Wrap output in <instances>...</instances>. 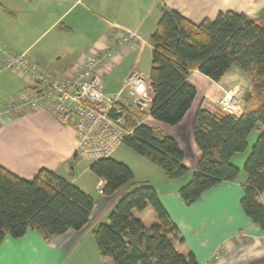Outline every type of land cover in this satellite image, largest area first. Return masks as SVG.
<instances>
[{
	"label": "crops",
	"instance_id": "1",
	"mask_svg": "<svg viewBox=\"0 0 264 264\" xmlns=\"http://www.w3.org/2000/svg\"><path fill=\"white\" fill-rule=\"evenodd\" d=\"M162 3L167 10H174L195 24L206 19L212 21L219 12H234L252 21L264 22V0H0V47L25 53L54 78L65 79L105 44L132 34L135 39L131 45L122 48L113 65L102 72L104 91L115 94L132 71L149 79L150 37L161 17ZM41 40L45 42L40 44ZM57 55L67 59L56 60ZM188 81L195 88L196 96L178 125L164 127L165 124L150 117L151 88L146 110L133 111V116L138 124L162 134L166 130V135L182 151L184 165L193 171L200 158L191 132L196 111L216 109L224 91L237 88L240 96L250 92L252 81L236 67H231L218 82L192 70ZM30 93L31 85L17 74L12 71L0 74V102ZM182 126L188 135L184 139ZM263 133L264 127L258 125L248 137L246 150L233 156L232 164L239 171L233 182L220 183L190 205L179 195V188L190 179L189 174L177 181H167L158 166L143 157H133L123 144L113 153H117V158H112L113 154L111 158L129 167L136 183L154 187L179 231L181 241L174 242L177 253L192 254L197 264H264V233L240 206L247 181L244 165L256 139ZM74 150L73 128L62 125L42 109L19 112L0 125L2 168L24 180L33 179L41 169L52 171L93 201L88 224L80 231H67L49 238L30 230L19 239L6 235L0 243V264H111L99 256L93 232L106 220L124 189L111 196L102 195L105 181L90 171L93 162L76 158ZM120 156L136 160L140 168L135 170ZM154 176L156 179L152 180ZM259 202L264 206V191L259 195ZM133 215L146 229L155 223L150 207Z\"/></svg>",
	"mask_w": 264,
	"mask_h": 264
},
{
	"label": "trees",
	"instance_id": "2",
	"mask_svg": "<svg viewBox=\"0 0 264 264\" xmlns=\"http://www.w3.org/2000/svg\"><path fill=\"white\" fill-rule=\"evenodd\" d=\"M150 44L149 115L156 122L176 126L183 119L196 96L188 81L192 70L218 82L236 67L252 81L251 91L240 96V116L225 114L218 106L196 111L191 132L200 158L193 171L184 165V155L173 138L145 124L136 126L133 136L123 141L133 153L158 166L167 181L189 174L179 195L190 205L211 188L236 179L239 171L232 164L233 156L246 150L248 137L258 125L264 127V22L219 12L214 20L195 24L162 3ZM90 171L105 181L102 195L124 189L93 232L101 258L111 264H197L192 254L182 256L175 251L174 242L181 241L179 231L152 185L136 183L129 167L111 157L93 162ZM244 172L247 181L240 206L264 233V206L259 202L264 191V133L256 139ZM147 207L155 216L148 229L133 215ZM92 209L88 195L52 171L41 169L33 179L24 180L0 166V243L6 235L19 239L29 230L46 238L80 231Z\"/></svg>",
	"mask_w": 264,
	"mask_h": 264
},
{
	"label": "built area",
	"instance_id": "3",
	"mask_svg": "<svg viewBox=\"0 0 264 264\" xmlns=\"http://www.w3.org/2000/svg\"><path fill=\"white\" fill-rule=\"evenodd\" d=\"M134 39V35L126 34L105 44L65 79L54 78L25 53L0 47V74L12 71L32 88L30 94L0 102V125L19 112L42 109L62 125L73 128L76 158L95 162L111 157L140 125L135 122L133 111H145L149 103L150 81L137 71L127 76L118 93L104 91L102 72L113 65L121 49L129 47ZM218 107L225 114L240 116L243 104L238 89L224 91Z\"/></svg>",
	"mask_w": 264,
	"mask_h": 264
},
{
	"label": "rangeland",
	"instance_id": "4",
	"mask_svg": "<svg viewBox=\"0 0 264 264\" xmlns=\"http://www.w3.org/2000/svg\"><path fill=\"white\" fill-rule=\"evenodd\" d=\"M45 42V40H41V42H40V44L41 43H44ZM58 58H60L59 57V55H57V56H55V59L57 60ZM60 59H63V60H66L67 59V57L66 56H64V57H61ZM59 60V59H58ZM201 95V94H200ZM200 95L197 97V99H196V102H195V104H194V108H195V106L198 104V100L200 99ZM194 118V117H193ZM186 119L187 118H185V121H186ZM192 123V122H191ZM148 124H150V123H148ZM164 127H170V126H167V125H165ZM164 133V135H166V130H162ZM182 132H183V135H182V138L184 139V138H186V136H188V135H185V131H184V127L182 126ZM187 132H189L188 130H187ZM189 134V133H188ZM166 136H168V135H166ZM168 137H170V136H168ZM184 148H186V147H184ZM129 152L128 153H130V155H132L133 157H139V156H137L136 154H134L131 150H128ZM117 156V153L116 154H113L112 155V158H117L116 157ZM119 158H121L124 162H126L129 166H131L132 168H134L135 170H137V169H139L140 167L138 166V164L136 163V160H134V159H129L128 157H126V156H120ZM137 159H139V158H137ZM141 159V158H140ZM146 163V162H145ZM156 169H158V168H156ZM159 171V173H161V171L160 170H158ZM156 178H155V176L153 177V179L152 180H155Z\"/></svg>",
	"mask_w": 264,
	"mask_h": 264
}]
</instances>
